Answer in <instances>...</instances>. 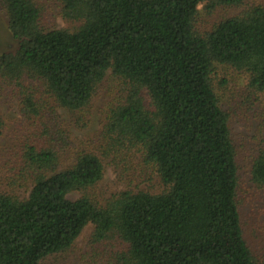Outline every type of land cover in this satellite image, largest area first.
I'll return each instance as SVG.
<instances>
[{
    "label": "trees",
    "instance_id": "16d2710c",
    "mask_svg": "<svg viewBox=\"0 0 264 264\" xmlns=\"http://www.w3.org/2000/svg\"><path fill=\"white\" fill-rule=\"evenodd\" d=\"M225 8L242 10L198 27L201 11ZM0 11L16 44L0 53V93L26 123L0 189V264H59L88 227L63 264H264V222L250 229L243 212L244 149L264 189V132L235 139L217 80L219 68L243 73L264 97V0H0ZM108 167L157 188L109 193Z\"/></svg>",
    "mask_w": 264,
    "mask_h": 264
},
{
    "label": "rangeland",
    "instance_id": "374dc122",
    "mask_svg": "<svg viewBox=\"0 0 264 264\" xmlns=\"http://www.w3.org/2000/svg\"><path fill=\"white\" fill-rule=\"evenodd\" d=\"M242 9L238 8H225L219 9L211 15H206L205 12L201 11V16L198 19V27L201 30L208 29L220 21L221 19L233 17L238 15ZM57 27H65V22L60 18L56 19ZM15 42L10 37L7 27H6V19L3 13L0 11V53L11 50L15 47ZM222 79H226L228 84L221 90V94L226 96V99H230L232 105L236 109L238 113L237 117L234 120V136L235 139L239 141H246V144L252 143V138L255 132L262 126V130L264 132V97L255 96L250 89L248 88V79L247 76L243 73H236L233 70L228 68H219L217 71V80L220 81ZM8 89V88H7ZM232 91V92H231ZM0 92H3L0 90ZM250 97V103L246 104L249 108H253L250 113L246 114L247 110L244 107V114H241L240 108L238 106V102L248 101L247 98ZM18 106L16 101L11 97L8 89V95L0 93V113L5 120V130L3 134L0 136V189L6 190L8 188L9 181H5L8 173V162H9V149L13 147L14 142H16L22 134L25 133L23 126L26 123L19 119L18 115ZM98 126H94L89 130V133L83 134L87 135L81 136L82 142H87L86 140L94 136L97 132ZM80 133L76 132L75 136ZM264 135V133H263ZM251 141V142H250ZM245 144V145H246ZM252 147H246L244 149L245 158V168L243 170L244 180H245V192L243 200L245 202V206H243V212L245 218L250 216L251 220L249 223H246V226L250 229L259 230L260 222H264V189L257 188L252 185L249 181L248 169H249V154L248 150ZM9 174V173H8ZM118 173L113 171V168L108 167L106 171V179L103 183V187L106 190L111 192H116L119 190H126L129 188H142L145 190L154 191L157 188L156 181L144 178V181H141L140 178L135 181L131 186L123 183H119L117 179ZM135 176H132L130 179H134ZM141 182V183H140ZM140 183V184H138ZM136 186V187H135ZM20 194L23 191L19 192ZM24 194V193H23ZM91 232V227H88L81 237L78 239L77 245L75 246V254L69 253L64 259H60L59 261L63 264V262L68 263V260L75 261L79 254L80 250H82L85 246L86 239L88 238ZM70 257V258H69ZM58 261V260H57ZM76 263V262H75Z\"/></svg>",
    "mask_w": 264,
    "mask_h": 264
}]
</instances>
